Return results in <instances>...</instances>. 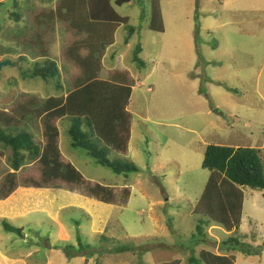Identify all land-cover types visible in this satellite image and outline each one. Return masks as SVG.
Wrapping results in <instances>:
<instances>
[{
  "label": "rangeland",
  "instance_id": "rangeland-1",
  "mask_svg": "<svg viewBox=\"0 0 264 264\" xmlns=\"http://www.w3.org/2000/svg\"><path fill=\"white\" fill-rule=\"evenodd\" d=\"M56 2L0 0V43L11 50L0 55V63L10 62L0 64V110L7 112L21 96L40 103L56 93L50 80L20 75L19 67L32 71L36 60L15 45L16 38L34 28L29 13L49 11ZM115 10L129 21L104 51L100 77L127 70L133 86L128 152L109 158H121L137 172L116 175L84 151L71 149L66 136L70 120H59L61 160L90 183L113 188L118 202L99 203L62 184L16 189L0 200V264H188L203 251L227 255L233 264H264L261 191L240 188L241 223L230 234L211 224L196 234L203 218L192 213L210 175L201 167L206 146L259 149L264 175V0H163V32L149 29L150 0H132ZM14 12L21 15L18 22ZM129 27L133 34L125 45ZM66 38L64 26L56 24L50 53L61 84L75 72L60 57ZM136 45L141 69L132 62ZM25 126L35 142H43L39 122ZM8 155L0 149V179L9 171ZM122 189L129 191L126 205L119 201ZM3 223L21 229L20 235L5 232ZM228 238L237 240L239 248H229L234 245Z\"/></svg>",
  "mask_w": 264,
  "mask_h": 264
},
{
  "label": "trees",
  "instance_id": "trees-1",
  "mask_svg": "<svg viewBox=\"0 0 264 264\" xmlns=\"http://www.w3.org/2000/svg\"><path fill=\"white\" fill-rule=\"evenodd\" d=\"M45 1L51 3L53 0ZM131 1L57 0L49 11H39L38 15L31 17L29 13L28 23L34 28L24 36L19 34L21 37L15 39V45L30 51L36 61L29 63L34 66L32 71L27 70V66L25 70L22 67L18 70L25 79L50 80L56 93L46 96L40 103L35 97L21 96L20 101L9 107L7 112L0 110V149L9 151L6 157L9 171L0 179V200L7 199L18 188L46 189L62 184L71 191L79 190L99 203L112 205L118 202L113 188L90 183L71 163L61 160L56 123L63 118L70 120L66 129L69 147L84 151L95 164L110 169L116 175L137 172L133 164L121 158L110 159V153L125 157L128 152L131 114L127 107L132 93V78L127 70H110L106 79L100 77L101 61L105 56L103 49L114 44L117 29L121 25H128L129 21L128 17L120 16L115 7ZM162 1L150 0L151 21L148 25L152 31L163 32ZM12 14H15V22H18L20 13ZM56 24L63 25L67 32L60 57L75 69L63 85L50 53V39ZM128 31L123 41L125 45L133 34L131 27ZM8 51L11 50L4 49L0 43V55H8ZM140 51V46L136 45L132 55V62L139 69L144 67L138 58ZM113 55L110 59L112 63ZM31 121L40 123L43 142H35L33 135L26 130L25 123ZM12 128L20 130L13 132ZM30 164L31 169L21 174L22 168ZM201 167L208 170L210 175L192 210L194 215L203 218V221H197L196 234L201 233L202 225L208 228L210 224L226 234L236 232L241 223L243 205L240 188L259 190L264 199V175L259 149L208 145ZM119 194V201L126 205L129 191L122 189ZM2 225L5 232L20 235L21 229L7 223ZM226 242L233 243L234 246L229 247L232 250L239 248L234 238H228ZM229 248L227 250H231ZM242 253L251 255L245 249H242ZM195 259L199 264H233V258L229 259L227 255L217 256L205 251L197 258L190 257L188 264ZM158 264H176V261Z\"/></svg>",
  "mask_w": 264,
  "mask_h": 264
},
{
  "label": "water",
  "instance_id": "water-1",
  "mask_svg": "<svg viewBox=\"0 0 264 264\" xmlns=\"http://www.w3.org/2000/svg\"><path fill=\"white\" fill-rule=\"evenodd\" d=\"M0 64H10V62H4V63H0Z\"/></svg>",
  "mask_w": 264,
  "mask_h": 264
},
{
  "label": "crops",
  "instance_id": "crops-1",
  "mask_svg": "<svg viewBox=\"0 0 264 264\" xmlns=\"http://www.w3.org/2000/svg\"><path fill=\"white\" fill-rule=\"evenodd\" d=\"M104 51L106 50V48L105 49H103Z\"/></svg>",
  "mask_w": 264,
  "mask_h": 264
}]
</instances>
